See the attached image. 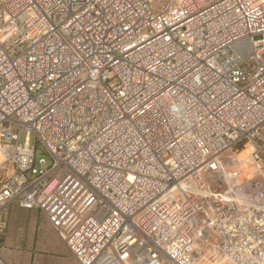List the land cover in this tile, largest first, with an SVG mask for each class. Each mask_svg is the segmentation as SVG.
<instances>
[{
	"label": "built area",
	"instance_id": "obj_1",
	"mask_svg": "<svg viewBox=\"0 0 264 264\" xmlns=\"http://www.w3.org/2000/svg\"><path fill=\"white\" fill-rule=\"evenodd\" d=\"M263 53L264 0H0V264L10 204L77 264H264Z\"/></svg>",
	"mask_w": 264,
	"mask_h": 264
},
{
	"label": "crops",
	"instance_id": "obj_2",
	"mask_svg": "<svg viewBox=\"0 0 264 264\" xmlns=\"http://www.w3.org/2000/svg\"><path fill=\"white\" fill-rule=\"evenodd\" d=\"M6 214L7 228L2 255L8 264H20V249L29 260L34 259L37 252L52 251L48 244L56 238V232L39 211L10 204Z\"/></svg>",
	"mask_w": 264,
	"mask_h": 264
},
{
	"label": "rangeland",
	"instance_id": "obj_3",
	"mask_svg": "<svg viewBox=\"0 0 264 264\" xmlns=\"http://www.w3.org/2000/svg\"><path fill=\"white\" fill-rule=\"evenodd\" d=\"M262 59L264 60V53L262 54ZM242 167L243 165L241 168ZM55 236L56 238L52 239L51 243L48 244L49 247L52 248V251L47 253L41 252L40 254L37 252L34 259L29 260V258L25 256L27 254L21 252L22 250L20 249V264H77L65 243L57 234H55Z\"/></svg>",
	"mask_w": 264,
	"mask_h": 264
},
{
	"label": "bare ground",
	"instance_id": "obj_4",
	"mask_svg": "<svg viewBox=\"0 0 264 264\" xmlns=\"http://www.w3.org/2000/svg\"><path fill=\"white\" fill-rule=\"evenodd\" d=\"M243 156V155H242ZM241 157V156H240Z\"/></svg>",
	"mask_w": 264,
	"mask_h": 264
}]
</instances>
